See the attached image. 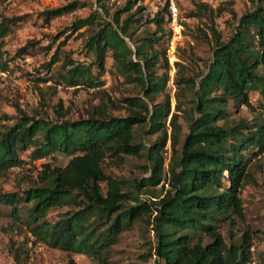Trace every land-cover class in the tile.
Wrapping results in <instances>:
<instances>
[{
	"label": "trees",
	"instance_id": "trees-1",
	"mask_svg": "<svg viewBox=\"0 0 264 264\" xmlns=\"http://www.w3.org/2000/svg\"><path fill=\"white\" fill-rule=\"evenodd\" d=\"M139 1L129 0L114 14L113 21L100 23L86 47L95 53V63L101 70L105 68L107 53L112 51L121 71L131 81L141 84L144 96L125 99L132 108L125 116L113 114L111 109L115 106L105 103L87 118L25 117L7 131L0 130V176L23 164L19 150L28 149L30 144L36 145L32 153L35 158L55 152L73 156L64 167L47 164L45 185L25 192L26 200L32 203L27 227L36 240L49 247L85 254L102 264H110L109 248L118 242L124 229L143 215L156 213V254L161 264H246L250 261V242L244 238L241 244L227 246L216 222L219 218H230L233 213L244 217L240 194L249 174V154H257V150L264 152V125L252 127L244 120L234 126L220 122L229 118L231 102L236 107L253 108L250 98L253 91H260L264 102V0H259L255 10L240 18L236 32L226 42L221 41L212 23L216 49L207 72L198 83L195 78L186 79L195 88L196 115H192L180 151L181 127L176 112L170 119L172 133H168L167 121L172 113L169 95L164 102L156 103L157 95L166 88L156 70L168 59L165 53L155 49L164 35L158 36L156 32L152 37L143 38L142 44L134 39L131 28L141 20L140 15L137 18L135 15L145 10L142 4L124 19L121 17ZM84 6L85 3L73 0L41 14L50 20ZM196 8L205 11L211 6L198 2ZM96 14L76 19L73 29L79 31L95 25ZM167 14L166 4L152 19L161 30L168 24ZM9 28L7 20H0V39L7 35ZM69 38L66 36L60 46ZM27 47L24 45L18 52H26ZM57 58L56 55L52 61ZM64 67L67 70L62 76L64 80L79 85L88 78L92 64L69 59ZM143 125H148V134L160 133L149 147L137 140L136 129ZM169 139L173 157L167 173L171 176L172 188L160 200L141 199L139 191L125 190L128 179L106 173L104 164L108 158L124 162L126 156H140L146 150L149 161L146 171L150 170V174L142 177L137 185L141 191L149 187L147 192L155 197L153 189L162 183L166 172L164 153ZM254 149L257 150L251 152ZM225 181L228 186L223 188ZM22 198L16 192L0 193V205L12 206L15 219L22 220L18 207ZM70 204L78 209L67 211L55 222L48 219L52 208ZM196 233H205L210 241L204 243L202 237L195 241ZM19 260L16 255L15 264H20ZM68 264L78 262L70 259Z\"/></svg>",
	"mask_w": 264,
	"mask_h": 264
},
{
	"label": "rangeland",
	"instance_id": "rangeland-1",
	"mask_svg": "<svg viewBox=\"0 0 264 264\" xmlns=\"http://www.w3.org/2000/svg\"><path fill=\"white\" fill-rule=\"evenodd\" d=\"M71 1L73 0H0V20H7L10 27L7 35L0 39V130L7 131L25 117L52 120L61 117L71 120L87 118L99 105L105 103L115 106L111 109L113 114L125 116L132 109L124 102L125 99L144 96L141 84L131 81L121 71L112 51L107 53L105 68L101 70L95 63V53L86 47L94 29L99 28L104 20L113 21L114 14L124 8L129 0H79L86 6L61 17L47 20L41 14L46 9ZM176 1L185 26L180 35H175L168 24L161 30L152 21L156 14L152 10L155 0H140L130 12H124L121 17L124 19L142 4L145 10L135 15V18L140 15L141 20L132 24L131 28L134 39L142 44L143 38L152 37L156 32L158 36L164 35L155 49L165 53L168 59V62L162 61L156 70L159 81L166 88L157 95L156 103L164 102L169 95L172 113L167 121L168 133H172L170 119L176 112L181 127L178 145L180 151L189 132L192 115H196L195 88L186 79L195 78L198 83L207 72L216 49L212 23L219 31L221 41L226 42L236 32L240 18L255 10L259 0H218L216 6L205 11H198L196 8L200 0ZM163 7L159 5V10ZM93 12L98 13L95 25L85 26L79 31L73 29L76 19L87 17ZM59 33L60 36H57ZM66 36L70 37L68 42L60 46ZM127 42L135 49L129 38ZM24 45H28L27 51L19 53ZM56 55L58 58L54 62L52 59ZM69 59L86 65L92 64L88 78L79 85H71L62 77L67 71L64 63ZM4 66L7 68L4 69ZM250 98L253 108L236 107L231 102L229 118L220 123L234 126L244 120L252 127L264 125L261 92H251ZM148 129V125L136 129L137 140L143 141L147 147L160 134H148ZM39 136L41 138L42 133ZM35 147V144H30L28 149H20L23 164L0 176V193L16 192L23 197L18 203L22 220L15 219L12 206L0 205V264H15L16 255L20 258V264H68L70 259H75L78 264H102L85 254L49 247L30 233L27 222L32 203L26 200V190L45 185L47 164L64 167L73 157L55 152L46 157L35 158L32 156ZM164 156L166 172L162 183L153 189L155 197L147 192L149 187L141 191L137 185L142 177L150 174V170L146 171V166L149 165L146 150L140 156H126L124 162L114 157L108 158L104 168L110 176L129 180L125 190L139 191L141 199L160 200L172 188L171 176L167 173L168 164L173 157L170 139ZM248 171L240 194L244 217L233 213L230 218H219L216 223L227 246L241 244L244 238L250 242V261L246 264H264V152L259 153L257 150V154H249ZM227 186L228 182L225 181L223 188ZM103 187L107 189L106 183H103ZM74 209H78L75 204L52 208L48 219L55 222L60 215ZM155 215L156 213L143 215L124 229L118 242L109 248L110 264H161L156 254ZM200 237L204 243L210 241L205 233H196L195 241Z\"/></svg>",
	"mask_w": 264,
	"mask_h": 264
},
{
	"label": "built area",
	"instance_id": "built-area-1",
	"mask_svg": "<svg viewBox=\"0 0 264 264\" xmlns=\"http://www.w3.org/2000/svg\"><path fill=\"white\" fill-rule=\"evenodd\" d=\"M210 6H216L218 0H200ZM168 5V14L166 19L168 20V25L170 30L175 35H180L184 31V23L182 22L181 11L176 0H155L153 3V9L155 13L159 10V5Z\"/></svg>",
	"mask_w": 264,
	"mask_h": 264
}]
</instances>
